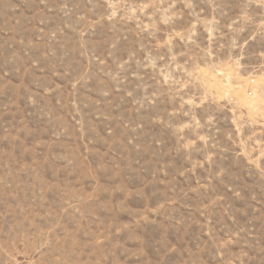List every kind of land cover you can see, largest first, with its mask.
<instances>
[{
  "label": "rangeland",
  "instance_id": "1",
  "mask_svg": "<svg viewBox=\"0 0 264 264\" xmlns=\"http://www.w3.org/2000/svg\"><path fill=\"white\" fill-rule=\"evenodd\" d=\"M0 264H264V0H0Z\"/></svg>",
  "mask_w": 264,
  "mask_h": 264
}]
</instances>
